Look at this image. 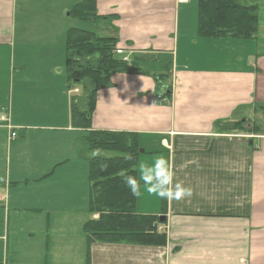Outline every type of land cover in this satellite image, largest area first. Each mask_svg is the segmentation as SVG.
Wrapping results in <instances>:
<instances>
[{
  "label": "crops",
  "instance_id": "0c3cea01",
  "mask_svg": "<svg viewBox=\"0 0 264 264\" xmlns=\"http://www.w3.org/2000/svg\"><path fill=\"white\" fill-rule=\"evenodd\" d=\"M197 2L0 0V49L12 67L15 34L27 35L17 13L34 5L61 18L77 10L90 25L81 30L114 38L139 70L115 72L98 91L92 128L135 133L136 169L162 155L173 182L192 190L168 201L141 189L135 210L159 218L163 245L88 241L84 131L71 123L84 89L66 69L71 28L52 22L21 51L47 68L21 63L12 88L0 87V264H264V0H240L254 7L251 38L199 36Z\"/></svg>",
  "mask_w": 264,
  "mask_h": 264
},
{
  "label": "trees",
  "instance_id": "16d2710c",
  "mask_svg": "<svg viewBox=\"0 0 264 264\" xmlns=\"http://www.w3.org/2000/svg\"><path fill=\"white\" fill-rule=\"evenodd\" d=\"M197 8L199 36L251 38L255 35L253 6H245L240 0H198ZM76 11L71 15L75 16ZM78 11L81 13L83 7L80 6ZM115 45L114 38L97 37L92 32L75 28L69 30L66 40L68 78L73 84L81 83L84 89L80 96L72 98L71 123L84 131L81 154L88 162V210L101 213L98 220H87L82 229L88 241L163 245L165 233L158 232L156 227L161 221L155 215L136 212L137 198L130 194L121 179V172L138 176L136 163L140 147L137 135L92 128L98 91L110 86V78L115 72L139 70L133 65V60L125 62L116 54L118 47ZM169 94L164 93L166 104L171 102ZM95 149L103 153L100 157L91 158ZM129 154L132 160L126 161L124 157ZM105 165L106 170L101 171Z\"/></svg>",
  "mask_w": 264,
  "mask_h": 264
},
{
  "label": "rangeland",
  "instance_id": "374dc122",
  "mask_svg": "<svg viewBox=\"0 0 264 264\" xmlns=\"http://www.w3.org/2000/svg\"><path fill=\"white\" fill-rule=\"evenodd\" d=\"M39 8H46L47 10H49L50 7L47 4L42 5L40 7H37L34 5L31 8V11L33 13H27V14L19 13V12L17 13L16 28L18 30L19 24H20V27H22L24 24L27 28V35L24 34V35L18 36V33L15 34V43H16L15 48L16 49H15V57H14V64H13L14 67H12L11 56H9V58H8L7 52H2V50L0 49V87L1 88L5 87L8 90L12 88V85H14L15 81L17 80L19 73L22 71L21 69L24 68V67H20L21 63L23 64V63L27 62L28 64H30L28 69H31L32 66H34L35 69L47 68L46 67L47 63H42V61H40L39 59L37 60V58L34 56V53H32V52H26V53L21 52L22 51V45H23L22 43L27 38L33 39V38L38 37V35H36V33H39L40 31L45 32L46 29L48 30L50 28V24L52 22L55 23L54 27H56L54 29V31L60 29L61 26H63V27L65 26L68 28H75V29H80V28L87 29V27L90 26L89 24L85 23L84 21L75 20L72 17V15H67L68 9L63 14V18H61L59 15H57V13L55 12L54 9H52L50 11V13L55 12L56 15L50 14V13L45 14ZM46 32H49V31H46ZM9 45H10V43H9ZM51 45H52V43H51ZM34 48H36V46L31 45V49H34ZM62 49L65 50V46H62ZM65 57H66V53H65ZM38 62L40 63L39 68H38V64H39ZM57 69H63L62 64H61V68L57 67ZM12 73L14 75V78L10 79ZM7 85L9 87H7ZM101 153H103V152H101ZM137 245H142V244H137Z\"/></svg>",
  "mask_w": 264,
  "mask_h": 264
},
{
  "label": "clouds",
  "instance_id": "9594fccd",
  "mask_svg": "<svg viewBox=\"0 0 264 264\" xmlns=\"http://www.w3.org/2000/svg\"><path fill=\"white\" fill-rule=\"evenodd\" d=\"M100 156L101 151L99 149L91 152V158ZM124 159L131 161L132 156L130 154L126 155ZM191 163L196 164L198 167V161L193 160ZM104 170H106V165L101 167V171ZM137 172L138 176L135 177L128 175L126 172H121L122 182L134 198H141L142 188L148 197H156L168 201H180L192 196L190 188L184 187L182 183L173 182L175 178L173 164L162 155L155 157L150 164L147 162L140 163ZM100 215L101 213H95L93 218L98 220Z\"/></svg>",
  "mask_w": 264,
  "mask_h": 264
},
{
  "label": "built area",
  "instance_id": "2783aa9c",
  "mask_svg": "<svg viewBox=\"0 0 264 264\" xmlns=\"http://www.w3.org/2000/svg\"><path fill=\"white\" fill-rule=\"evenodd\" d=\"M178 2H185V0H177ZM116 53H121V50L120 49H117L116 50ZM9 129H11V127L9 126ZM15 136V133L14 132H11L10 133V137L13 138Z\"/></svg>",
  "mask_w": 264,
  "mask_h": 264
},
{
  "label": "water",
  "instance_id": "95a60500",
  "mask_svg": "<svg viewBox=\"0 0 264 264\" xmlns=\"http://www.w3.org/2000/svg\"><path fill=\"white\" fill-rule=\"evenodd\" d=\"M139 151H140V152H142V151H143V149H140ZM160 219L162 220V219H164V218H162V217H161Z\"/></svg>",
  "mask_w": 264,
  "mask_h": 264
}]
</instances>
